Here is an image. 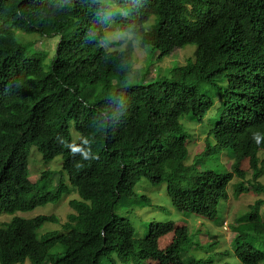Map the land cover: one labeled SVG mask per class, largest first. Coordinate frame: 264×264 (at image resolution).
<instances>
[{"label":"trees","instance_id":"obj_1","mask_svg":"<svg viewBox=\"0 0 264 264\" xmlns=\"http://www.w3.org/2000/svg\"><path fill=\"white\" fill-rule=\"evenodd\" d=\"M112 23L162 57L189 43L196 49L169 79L125 84L134 46L124 38L104 44ZM14 28L60 33L50 71L40 56L25 55ZM203 82L223 90L209 134L218 150L233 152L232 170L224 173L194 174L186 163L181 117L193 113L204 122L215 104ZM206 145L211 148L209 139ZM33 146L45 163L63 156L71 186L62 175L49 189V169L37 181L31 178ZM261 151L264 0H0V217L79 193L70 200L62 231L38 234L44 222L57 221L55 213L2 220L1 264H100L113 252L142 258V264H206L213 259L186 257L193 241L185 219L152 221L137 237L135 225L115 209L146 176L153 184L167 183L180 211L220 225L217 206L228 198L235 174L243 178L235 193L258 198L232 227L233 250L244 264H264Z\"/></svg>","mask_w":264,"mask_h":264},{"label":"rangeland","instance_id":"obj_2","mask_svg":"<svg viewBox=\"0 0 264 264\" xmlns=\"http://www.w3.org/2000/svg\"><path fill=\"white\" fill-rule=\"evenodd\" d=\"M14 30L18 40L26 50L25 55L40 56L42 58L44 71H50L52 60L56 56L58 43L61 38L60 33L44 34L40 31L29 32L19 28H14ZM121 38L131 40L134 46L133 68L125 84L149 83L155 80H161L162 78L169 79L171 78V69L174 66L185 64L196 49L195 43H189L171 54L162 57L159 49L149 45H141L140 37H137L134 33L115 29V23H112L108 27L106 38L108 40L104 41V44ZM120 46L123 48L125 44ZM201 86L203 87L202 91L204 94L215 98V104L209 111L204 122L198 121L193 113L181 117L189 149V158L186 163L193 165L194 174L200 171L206 172L209 169L224 173L230 171L232 168L234 160L233 152L228 146L218 150L215 147L214 134L212 132L209 134L211 127H213L214 123L217 121L218 106L223 101V90L211 89L210 87L213 86V84L206 82L201 83ZM209 121H211L213 125H210ZM74 134L77 137L78 133L75 132ZM208 139L211 142L210 149H208L206 145ZM261 156L264 157V152L261 153ZM29 168L30 176L35 181L39 179V175L42 171L49 169L53 172V182L48 185L49 189L54 188L60 180L59 177L62 175L65 178L63 181L71 186L68 173L66 170H63L62 155H57L49 163H45L42 153L36 146H33L31 147L29 157ZM250 177L251 173L248 174V180L251 179ZM260 179L264 182V175H262ZM240 181V177H233L228 184V199L222 200L217 206L222 208V211L220 210L219 212L220 218H223L220 225L216 224V218L210 219V221L206 217L191 212L180 211L171 201L167 183L153 184L146 176L141 177L135 185L133 195L121 196L115 210L117 213L127 216L135 225L137 237H142L146 234L148 225L152 221L178 220L183 218L185 219L183 226H187L190 229L194 241L197 240L201 245L191 242V247L188 246L186 248V250H188L186 252L187 258L194 255L197 258L208 259L210 255L213 257V255L217 253L213 261L207 262L206 264H221L226 261H230L231 264H243L235 258L233 252L232 238L234 237V232L232 231V227L235 225L237 217L246 212L249 209V205L254 203L258 196L255 197L250 194L238 196L235 192L236 186ZM35 194V192H32L29 195ZM76 197H79V193L73 190L70 194L64 195L60 202H48L38 205L32 210H18L15 213L3 214L0 217V224H2V220H9L13 215L35 217L39 214L55 213L54 215L57 217V221L44 222L38 228V234L41 237V235L47 231H62L64 229L63 223L67 220L68 214L72 210L70 200ZM262 197H264V195H262ZM262 213L264 215V205L262 207ZM210 243L214 245L212 249L208 245ZM259 243L260 245L263 244L261 241ZM187 245L189 244L187 243ZM57 249H59V247L53 249V252ZM222 257L223 259H221ZM142 262V258H123L116 252H113L109 257L104 256L100 264H142ZM22 264L32 263L27 260ZM46 264L53 263L47 262Z\"/></svg>","mask_w":264,"mask_h":264},{"label":"clouds","instance_id":"obj_3","mask_svg":"<svg viewBox=\"0 0 264 264\" xmlns=\"http://www.w3.org/2000/svg\"><path fill=\"white\" fill-rule=\"evenodd\" d=\"M231 170H232V169H231ZM234 176H238V175L235 174ZM234 176H233V177H234ZM238 177H239V176H238ZM240 178H241V181H240L239 183H241V182L243 181V178H242V177H240ZM232 179H233V178H232ZM232 179H231V180H232ZM239 183H238V185H239ZM243 184H244V185H247V184H248V175L244 178V182H243ZM238 185H237V186H238ZM237 186H236V189H237ZM227 187H228V186H227ZM228 193H229V191H228ZM227 199H228V198H227ZM225 227H226V226H225ZM189 230H190V229H189ZM189 233H190V235H191V232H189ZM191 239H192L193 242L197 243V240L194 241V239L192 238V235H191ZM187 243H188L189 245L186 244V248H187L188 246L191 247V242L189 241V242H187ZM213 246H214V245L211 243L210 248L212 249ZM233 252H234V250H233ZM233 252H232V253H233ZM211 254H212V253H211ZM230 254H231V253H230ZM230 254H229V255H230ZM234 254H235V252H234ZM215 255H217V253H215V254L213 255V257L210 255V257L213 259ZM229 255H226V256H229ZM210 257H209V258H210ZM209 258H208V259H209ZM235 258H236L238 261H240V260L236 257V255H235ZM221 259H223V257H222ZM218 260H219V257H218ZM212 261H213V260H212ZM226 262L231 263L230 261H226ZM241 262H242V261H241ZM224 263H225V262H224ZM242 263H243V262H242ZM221 264H222V263H221ZM243 264H244V263H243Z\"/></svg>","mask_w":264,"mask_h":264}]
</instances>
